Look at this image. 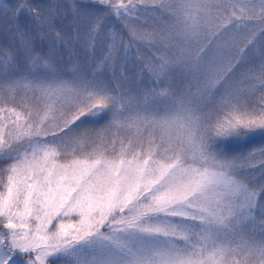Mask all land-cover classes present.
Segmentation results:
<instances>
[{"label":"snow or ice","instance_id":"obj_1","mask_svg":"<svg viewBox=\"0 0 264 264\" xmlns=\"http://www.w3.org/2000/svg\"><path fill=\"white\" fill-rule=\"evenodd\" d=\"M0 264H264V0H0Z\"/></svg>","mask_w":264,"mask_h":264}]
</instances>
